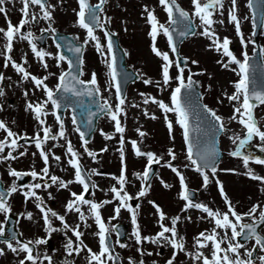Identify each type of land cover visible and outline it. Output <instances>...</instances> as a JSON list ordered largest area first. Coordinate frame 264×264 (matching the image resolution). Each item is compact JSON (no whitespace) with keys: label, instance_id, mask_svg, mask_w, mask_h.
<instances>
[{"label":"snow or ice","instance_id":"snow-or-ice-1","mask_svg":"<svg viewBox=\"0 0 264 264\" xmlns=\"http://www.w3.org/2000/svg\"><path fill=\"white\" fill-rule=\"evenodd\" d=\"M21 7L19 9L21 16L16 24L11 22L8 16L6 0H0V14H3L6 20V27H0V34L3 36V43L0 45L2 51L0 56L3 57V67L11 68L19 74L17 83L28 80L34 89L42 91V98L37 101H28L26 109L31 110L37 124V131L31 134V140L27 137L30 135L26 132L17 133L13 131L4 120H0V130H3L6 135L0 139V161L8 162L15 160L18 156H24L27 148L19 150L23 147L17 141L25 140L26 143H34L35 149L38 150L39 156L42 159V168L38 171L34 167L29 170L30 175L35 182L27 186L17 184V179L21 178L25 173L17 170L9 165L8 175L14 177L11 183L0 189V213L3 214V220H0V237L5 235V221L8 220V214L12 211L10 197L18 191L22 194L25 201L32 198L35 201L36 208L42 214L43 228L48 234L44 237H36L34 239L21 238L22 232L18 235L16 232H10L7 238L0 239V255H4L6 251L15 254L17 264H37L38 261L46 260L48 264H52L50 255L41 256L35 246L45 243L53 231H63L65 233L66 243L64 250L68 254H79L82 250L86 251V264H118L119 255L115 252V246L120 248L126 247V243L119 239L110 242V236L116 230V224L105 222V217L102 216V206L115 201L112 209V215L108 216L107 221H112L119 217L122 210H127L130 213V221L132 228V236L135 240L136 251L143 256L148 251L143 248V243L150 241L155 244H163L170 246L172 252L170 256L163 261V264H176L178 253H184L190 258L191 264H254V251L259 249L264 252V229L258 228V225H264V201L251 202L250 207L244 211H238L235 202L231 200L223 186V182L218 178V171L237 172L236 168L218 169L220 163V149L217 147V137L223 133L231 141L233 147L228 153L231 157L241 158L244 175L260 181L262 186L260 192L264 194V175L256 173L249 166L250 161L264 165V156L256 155L249 150L248 146L258 138V143L255 147L264 153V124H261L253 112L257 105H264V87H258L255 79L250 78V69L256 66L250 61L246 50L248 43L255 44V40L246 39L242 31V19L246 20L249 17L241 16L239 13L238 0H189L191 11L181 7L177 0H158L159 5L163 6V11L167 14V22H161L155 13L154 8L148 5H143L142 16H146V22L149 25L147 35L150 37L151 51L162 59L160 66V79L153 80L151 77L139 69H134L136 79L142 80L146 85L155 84V87L160 91L165 88H170V97L168 103L163 99H158L156 96L144 93L140 95L145 97L144 103L149 101L156 104L163 112V119L168 129L169 139H175L173 129L176 125L182 130L184 144V159L187 163L182 165L183 169L191 168L201 177L202 183L200 187L207 189L211 183H215L218 188L219 195L225 205L223 209L210 206L207 202H201L193 198L192 192L189 190L188 182L185 173L180 170L174 161L178 158V153L175 151V143L166 149L165 159L163 155L152 150H143L138 145L137 139H130L131 149L136 157H143L146 163L141 171H134L131 175L139 180V188L135 192V197H144L149 191L150 185L146 184L152 174L151 165L163 164L167 166L178 178L179 191L178 197L183 201L179 213L169 216L155 200L149 201L154 206V214L157 216L156 224L158 230L154 234H144L138 220L139 204L134 208L128 201L133 200L132 194L126 188L128 183L126 153H125V138L123 133L125 127L122 124V114H125L126 95L121 88L118 77H128L127 72H118L116 66V56L114 49L116 44L113 40L114 31L109 29L108 25L112 22V17L105 10L107 0H97L95 4L90 0H76L77 8L72 9L75 14L74 24L84 30V37L80 39L78 35H73L71 38L59 36L64 43H56L58 30L54 26V12L58 10L62 0H57L56 3L49 0H20ZM32 6L37 7V11H30ZM247 8L251 11V26L253 31L257 27L264 29V0H247ZM229 23L234 26L235 34L240 40V44L245 49L241 52V57L238 58L230 48V37L227 35L221 37L216 28L217 23L223 25L224 17ZM216 17H219L218 19ZM43 20L46 27L41 28L40 32L47 33L53 38V43L56 44L57 51H48L43 47H39L36 40L37 36L31 30L30 25L34 22ZM179 26L180 30H177ZM199 28L198 35L206 38L209 41L208 48L214 49L221 53V58L217 61L222 68H229L232 64L236 65L232 71H238L239 78L231 83L234 86V91L231 93L224 92L223 96L231 103L232 112L228 117V121L218 114L214 108L207 104H199L193 99L194 85H198L200 81L194 80L196 73L189 67V57L180 56L176 47L175 37H185L188 35H196V29ZM99 30V31H98ZM102 33V36L100 35ZM166 38L168 49L172 56L170 58L169 51H162L157 46V38L159 35ZM43 35L39 39H43ZM19 39L26 41L31 49V52L37 58L38 62L45 70L44 75L33 74L27 67V55L22 53L19 61L11 54L14 50V40ZM102 39L104 42H102ZM92 44L97 53L101 57V62L104 65L105 75L108 78L107 87L103 89L108 91L114 88V100L109 96L101 95L102 88L98 82V74L96 71H90L88 79H82L84 73V58L83 50L85 46ZM65 48L67 52L73 54L68 56L63 54L60 49ZM257 49H252L255 54ZM261 57H264V46L259 48ZM125 56L129 53L123 50ZM227 59H224V57ZM46 57H52L55 65L60 69L57 77V82L54 86H49L46 82L49 75L47 69L49 67ZM62 62L67 63V67L62 66ZM192 65L198 64V61L192 59ZM175 67L176 74H170V68ZM261 67H264L262 65ZM187 76L185 77V70ZM204 69H197V72H203ZM5 79V73L0 71V81ZM10 79V77H9ZM170 81H175L173 87ZM211 87V85H209ZM183 90V92H182ZM26 97L29 91L25 89L23 93ZM71 94V95H69ZM0 95H3V89L0 88ZM93 97V103L97 105L96 111L91 109L86 111L84 121L89 128L92 127L93 118L97 115H104L113 123V131L104 132L100 129L105 139H111L114 135L120 134L117 143L120 145L119 174L114 175V179L118 182V186L113 184L110 187L111 198L105 200H96L95 198H86L85 193L89 188H97V184L91 180V174L96 173V169L89 170L87 179L85 178L84 169L81 165L80 157L83 155L80 151L73 147L72 141L67 138V129L65 126L64 117L57 112V109L63 106L65 109L73 107V99L82 96ZM50 106V107H49ZM139 105H137L138 107ZM201 109L203 111H201ZM144 114L155 119V113L144 108ZM49 112L54 116V125L47 124L44 117ZM172 114V118L169 117ZM70 116L71 124L76 133L79 134V140L83 145V152L87 153L93 160H97V151L103 153L107 150L108 145L92 150L87 147V133L81 129L75 112L66 113ZM196 115L198 120L206 122V128H201L198 123L193 129L191 117ZM236 121L241 126V132H234L228 127V123ZM139 137L142 138L146 133L141 129H136ZM195 131L196 136L192 133ZM42 133V135H41ZM64 141L66 152L63 154L66 157L68 165L74 169V180L82 187L79 192L73 191L69 185L73 180H65L57 175L50 173V159L54 162L61 161V155H57L52 147H47V141ZM6 152V154H4ZM36 153H33L35 155ZM43 176L45 182L43 187L48 188L50 181L56 184L59 188L68 189L70 198L67 199L64 208L65 213L60 214L54 209L47 207L44 204L43 198L38 195L36 189L41 188V182L37 178ZM166 188L171 187L170 184L161 180ZM107 191V190H106ZM51 196V193L48 194ZM83 205H87V212L84 211ZM191 210H199L203 215L201 219L208 220L212 225L211 228H206L197 232L192 237L191 246H186L185 235L180 232V227L186 221L192 219ZM71 211L78 215L76 223L66 221L67 213ZM20 217L32 219L33 213L25 209L19 213ZM53 218L60 222V226L54 227ZM89 219L93 220L97 230L94 235L98 238V250L90 247L82 238L84 235L83 228L88 227ZM83 225V228H82ZM72 233L68 236L67 232ZM240 239H237V238ZM243 241V243H242ZM252 242V243H249ZM243 255H242V252ZM207 251L210 254H205ZM151 255V252H149ZM128 264H138L131 256L127 258ZM259 264H264V255H259ZM64 264H71L70 261H65ZM139 264H144L141 259ZM153 264H156L153 261Z\"/></svg>","mask_w":264,"mask_h":264},{"label":"flooded vegetation","instance_id":"flooded-vegetation-1","mask_svg":"<svg viewBox=\"0 0 264 264\" xmlns=\"http://www.w3.org/2000/svg\"><path fill=\"white\" fill-rule=\"evenodd\" d=\"M49 2L56 3V0H49ZM70 6V11L72 9L77 8L78 5L76 0H67ZM91 3L95 4L97 0H90ZM177 2L181 6H185L177 0ZM8 16L11 19L13 24H16L21 16L19 11L22 6L20 0H6ZM241 4L243 10L245 12V16H249V9L247 8V0H241ZM66 4H64L65 7ZM143 5H148L150 8H154L156 15L161 22H167V14L163 11V6L159 5L158 0H107L105 4V10L107 14L111 17L116 16L119 24H122L123 27L127 24L131 27V30H135L133 26H136V29L140 30H149V25L146 22V16H142L141 12L144 10ZM189 7H191L189 3ZM189 11V8H185ZM36 6H32L30 11H37ZM73 12V11H72ZM74 14V12H73ZM75 15V14H74ZM247 24L248 19L245 20ZM113 22V23H112ZM112 22L108 25L109 29L113 30L114 33L117 34V28L114 24V19L112 18ZM64 27L60 25L54 24L57 28L58 32H62L64 34L75 35L74 31H71L72 24L71 20L68 16L64 17ZM0 27H6V20L3 14H0ZM33 33L38 36L42 34L40 32L41 28L46 27V23L43 20L39 22H34L30 25ZM74 28L77 30L84 31L78 26L74 25ZM251 25L249 24L248 33L244 30V35L246 39H251L250 33ZM99 31V30H98ZM45 34L43 39L36 40L39 47H43L48 51H57L56 44L53 43V38ZM102 34V33H101ZM81 38V37H80ZM3 43V36L0 34V45ZM264 46V29H260L257 42L256 49L259 54L257 58H251L252 49L255 47L253 43L247 44V52L250 58V61H259L260 63L252 69L255 71L258 77V87H264V57H261L259 48ZM245 49L242 47V51ZM0 51H2V47H0ZM22 53H26L27 55V67L33 74L44 75L45 70L43 66L38 62L37 58L31 52L30 47L28 46L26 41H21L19 39L14 40V50L11 53L17 61H19ZM242 58V57H241ZM48 62V73H52V75L48 76L47 83L49 86H54L57 82V77L59 74V68L55 65L54 59L52 57H46ZM63 67H67L66 62H62ZM0 71L5 73V79L0 81V88L3 89V95H0V120H4L6 124L15 132L21 133L26 132L30 134L27 139L31 140V134L37 131V124L34 114L31 110L26 109V103L28 101H37L42 98V91L38 89H34V86L28 81L25 80L21 83H17L19 80V74L16 73L11 66L9 65L7 68L3 67V57L0 56ZM93 71V70H92ZM10 77V79H9ZM82 78V77H81ZM84 79V78H82ZM27 89L29 91V95L26 97L23 93ZM50 107V106H49ZM230 109V111H229ZM231 102L223 105V110L220 115L225 118V121H228V117L231 115ZM255 117L260 120L261 124H264V105H257L256 108L253 109ZM65 119V126L67 129V138L72 141L73 147L78 151L83 153L80 157L81 165L86 173V176L89 174V170L95 168L96 173L91 174V180L94 181L98 186L95 189L89 188L88 192L85 193L86 198H95L96 200H105L111 198L110 187L113 184L118 186V182L114 179V175L119 174L120 161H119V149L120 145L117 143L118 137L115 135L111 139H105L100 129H103L104 132L113 131V123L107 118L103 117L97 123V128L93 133L90 141H88L87 147L92 150H97L103 147L105 144L108 145V148L105 152L100 153L97 151V160H93L91 157L87 155V153L83 152V145L79 140V134L75 132L72 124L70 116L66 113H71L69 108L64 111H59ZM47 124L54 125V116L49 112V114L44 117ZM82 120L83 117L80 116ZM236 124L238 122L234 121ZM229 124V123H228ZM6 133L3 130H0V139H2ZM42 135V133H41ZM258 138H254V141L249 144L248 148L256 155L264 156L259 149L255 147V143H258ZM18 144L23 145L19 150H23V148H27V152H25L24 156L17 157L15 160H10L8 162L0 161V189L9 185L14 179L8 175L7 169L9 165L11 167L16 168L17 170L23 171L25 174L17 179V184L27 186L28 184L35 182L33 177L30 175L29 170L31 168H35L36 170H40L43 166L42 159L39 156L38 150L35 149L34 143H26L25 140L17 141ZM47 147H52L53 144H57L56 141H47ZM52 150L57 154L61 155L60 162H54L50 159V173L55 174L65 180H73V183L69 185V188L73 191L79 192L81 190V185L74 180V169L72 166L68 165L66 162V157L63 155L66 152V147L64 146V141L60 140L56 147L52 148ZM33 153H36L33 155ZM126 153V152H125ZM6 154V152L4 153ZM225 153L221 161H224ZM126 163H127V178L128 183L126 184V188L130 194L133 196V200L128 201L136 207V204H139L140 207L138 211V220L142 231L144 234H154L158 230V225L156 224L157 216L154 214V206L149 202L155 200L162 207V210L165 211L169 216L175 215L179 213L180 208L182 207L183 201L178 197L177 193L179 191V185L175 190L171 192L173 198H168L167 188L163 185H158L153 183L157 173L160 171L157 170L156 174L149 182L148 185L149 191L145 194L144 197H135V192L139 188V183H136V179L131 175L132 172L136 171L134 167V159L131 157L130 153H126ZM253 170L260 174L264 175V165H260L255 162H251L249 164ZM142 169H139L141 171ZM114 174V175H113ZM194 174L189 177L190 181L187 180L188 186L190 190L195 192V197L198 201L207 202L210 206L219 207L223 209L225 205L222 202V198L219 195V191L217 187L212 186L211 188L202 189L198 184V181L195 180ZM87 179V177H86ZM178 181V178H176ZM39 182H41V188L36 189L38 195L43 198L44 204L47 207H50L57 211L60 214L65 213L64 205L68 198H70V192L68 189L59 188L58 185L52 184L50 181H47L49 184L48 188L43 187V182H45V178L43 176L37 178ZM189 182H192L189 184ZM249 182V183H248ZM178 184V183H177ZM262 183L257 180L246 179L245 188L240 189L239 191L232 190L228 187H224L226 193L229 195L231 200L235 202L236 208L238 211L247 210L250 207L251 202H256L258 200L264 201V194L260 192V187ZM107 190V191H106ZM51 193V196L48 194ZM12 211L8 214V220L5 221V235L0 237V239H4L8 237L10 232H16L18 235L22 232L21 238H30L34 239L36 237H44L48 235L43 228V219L42 214L39 209L35 206V201L32 198L25 201L22 194L18 191L10 197ZM115 201L109 204H105L102 206L101 212L102 216L105 217V222L110 224H116L117 228L115 231L111 233L110 242H113L116 239L121 240L126 243V247L120 248L118 245L115 246V252L119 255L120 260L118 264H128L127 258L131 256L135 259L138 264L142 259L144 264H153V261L156 264H163V261L167 259L172 249L170 246H165L163 244H155L150 241H146L143 243V248L147 249L143 256H141L136 251L135 240L132 236V228L130 221V213L127 210H122L119 217L112 221H107V217L112 215V209L114 207ZM84 211L87 212L88 206H82ZM27 209L33 213L32 219L22 218L19 213ZM190 215L192 219L190 221H186L180 227V232L185 235L186 246H191L192 237L199 231L204 230L206 228H211V224L208 220L201 219L203 214L199 210H191ZM0 220H3V214L0 213ZM66 221L69 223H76L78 221V215L69 211L66 215ZM54 227H59L60 222L53 218ZM83 228V225H82ZM258 228L264 229V225H258ZM97 230L96 225L93 220L89 219L88 227L83 228V239L84 241L92 247L94 250H98V238L94 235V232ZM68 236H71L72 233L70 231L67 232ZM237 239H240L239 237ZM66 243L65 233L63 231H53L51 235L48 237L45 243H42L39 246H35L41 256L50 255L52 257V264H64V262L70 261L71 264H86V251L82 250L79 254L72 253L68 254L64 250V244ZM243 243V241H242ZM252 243V242H249ZM2 246V245H0ZM254 251V264H259L258 257L259 255H264V252L260 251L258 248ZM151 252V255H149ZM242 252V250H241ZM205 254H210L205 251ZM243 255V252H242ZM17 257L15 254L10 251H6L4 255H0V264H17ZM26 264H30V262H26ZM37 264H48L46 260L38 261ZM176 264H191L190 258L187 257L184 253H178Z\"/></svg>","mask_w":264,"mask_h":264},{"label":"rangeland","instance_id":"rangeland-1","mask_svg":"<svg viewBox=\"0 0 264 264\" xmlns=\"http://www.w3.org/2000/svg\"><path fill=\"white\" fill-rule=\"evenodd\" d=\"M57 2V0H56ZM60 3L58 10L54 12L55 16V24L58 26L64 27V17L68 16L71 20L72 29L78 33V35L83 39L84 33H79V31L74 28L75 16L72 11H70V6ZM184 8H189L191 11V7H189V0H180ZM227 3V0H226ZM239 4V13L241 16H245V12L243 10L241 1L238 0ZM158 16V15H157ZM160 17V16H158ZM114 19V24L117 28V34L119 37V41L121 45L128 51V55L126 56L127 64L133 70L139 69L144 72L146 76L151 77L154 81L160 79V66L162 64V59L157 57L150 48L149 42L150 37L147 35V31L136 29V26H133L135 30H131L127 24L123 27L122 24H119L116 16L112 17ZM217 19L219 17H216ZM224 24L221 25L217 23L214 27L216 28L218 34L223 37L227 35L230 37V44L234 46L235 50L233 51L238 58L241 57V44L239 38L235 34L234 26L227 21L226 13L224 17ZM249 22V18H248ZM113 23V22H112ZM249 24L246 23L244 19H242V30L248 33ZM200 30V29H199ZM199 30H197V34L186 39L180 46V54L181 56L189 57V67L192 68L193 72L196 73L193 77L194 80L200 81V88L205 95H203V101L209 107L214 108L216 111L220 112L223 110L221 101H226V97L223 96V93L226 91L231 93L234 91V86L231 83L238 79V71H232L233 68H236L235 64H232L229 68H222L217 61L221 58V53L216 52L214 49L208 48L207 45L209 41L198 35ZM149 40V42H148ZM252 40V38H251ZM157 46L163 51L166 50V40L165 37L161 34L157 38ZM95 49L92 44H89L85 47L83 58H84V73L83 77L89 78L90 71L94 70L98 74V82L101 85L102 92L101 95L109 96L112 94V99L114 100V92L112 89L108 91H104L107 87L108 78L105 75L104 65L101 62V57L98 53H94ZM172 58V57H171ZM195 59L198 61V64L192 65L190 61ZM224 59H227L225 56ZM174 66L170 68V74L174 75ZM197 69H204L203 72H197ZM187 76V69L185 70V77ZM138 84L129 86L126 94V102H125V114H122V124L125 127L124 138L126 141L125 150L128 149L127 143H129V138H135L138 141V145L142 147L143 150H152L157 152L160 155H163L165 159L166 149L171 146L172 143H175V151L178 153V158L174 163L180 167L183 164L182 159L184 160V151H183V136L180 130V127L176 125L173 129L174 133V141L169 139L168 129L163 119V112L159 109V107L152 103L148 102L147 105L144 103V99L148 95L156 96L158 99H163L166 103L170 102V88H165L163 91H160L155 87V84L145 85L142 80L137 81ZM172 86H175V81H170ZM211 85V87H209ZM211 91L215 98L211 100L210 94L208 99V92ZM144 93L145 97H142L140 94ZM207 93V97H206ZM221 100V101H220ZM219 102V103H218ZM137 105H139L137 107ZM147 107L150 112L155 113V119L151 118V116H146L144 114V108ZM230 111V109H229ZM221 113V112H220ZM169 117L172 118V114L169 113ZM228 127L234 132H241L242 129L238 124L234 121L228 124ZM141 128L146 135L142 138L139 137L136 129ZM222 138V149L225 153H229L232 150V143L224 134ZM118 137V135H116ZM146 160L141 157H136L134 160V167L140 169L144 166ZM158 172L156 178L153 183L158 185H163L161 180L167 182L171 185V187L167 188L168 198H173L171 192L176 189L178 186V181L176 179L175 174L170 169L161 168L164 166L162 163L158 164ZM227 168H236L237 172H225V175H218L219 179H222L226 185L235 188V189H244L246 183V177L244 175L245 169L243 168L242 159L231 157L229 155L226 156L223 164L219 169H227ZM136 179L135 177H133ZM211 186V184L209 185ZM208 186V187H209ZM165 187V186H164Z\"/></svg>","mask_w":264,"mask_h":264},{"label":"water","instance_id":"water-1","mask_svg":"<svg viewBox=\"0 0 264 264\" xmlns=\"http://www.w3.org/2000/svg\"><path fill=\"white\" fill-rule=\"evenodd\" d=\"M182 92H183V90H182ZM193 93H194L193 99L196 100L199 104L202 105L201 98H200V93H199V87L197 85H194ZM92 99H93V97H91V99L87 101V104L91 105V106H94V103H93ZM201 111H203V110L201 109ZM98 115H100V114H98ZM96 118L93 120V122L96 121ZM190 119H191V123H192V121L197 120L196 115L194 114ZM192 126H193V129H195L193 123H192ZM192 135L195 136V131H193Z\"/></svg>","mask_w":264,"mask_h":264}]
</instances>
